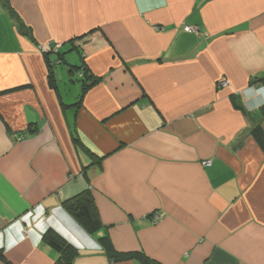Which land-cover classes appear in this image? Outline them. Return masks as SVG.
Wrapping results in <instances>:
<instances>
[{
  "label": "crops",
  "instance_id": "0c3cea01",
  "mask_svg": "<svg viewBox=\"0 0 264 264\" xmlns=\"http://www.w3.org/2000/svg\"><path fill=\"white\" fill-rule=\"evenodd\" d=\"M9 6L14 16L0 0V264H55L47 229L74 264H139L110 259L102 236L158 264H264V152L250 134L264 132V0ZM87 190L103 226L93 235L62 206Z\"/></svg>",
  "mask_w": 264,
  "mask_h": 264
},
{
  "label": "trees",
  "instance_id": "16d2710c",
  "mask_svg": "<svg viewBox=\"0 0 264 264\" xmlns=\"http://www.w3.org/2000/svg\"><path fill=\"white\" fill-rule=\"evenodd\" d=\"M2 3L5 9H7L12 16H14L12 9L9 6V0H2ZM19 27L22 33L26 35L29 34L28 31L25 29V27H23L20 23H19ZM48 53L58 54V51L57 52L50 51ZM45 56L47 57L48 54L46 53ZM49 63H48V68L49 70H51L54 64H51L52 65L51 66L49 65ZM56 63L61 64L62 61L58 60ZM77 73L79 76L78 77L79 81H82L84 84L83 85V90H84L87 83V80H85L86 74L83 72L81 73L80 71H78ZM48 84L51 87H55V82L51 72L49 73ZM81 101H82V95L79 96L78 102L75 106H78ZM62 107H64V105H62ZM262 110L264 111V108ZM250 134L252 138L255 140V142L258 144L260 149L264 152V132L261 126L260 125L255 126L250 131ZM73 139L77 146H81L79 140L76 139V137ZM91 157L93 159L95 158L93 155H91ZM62 206L64 210L71 217L75 219V221L87 234L93 235L102 230L103 226L98 217L93 195L90 190L84 191L81 194L67 201H64L62 203ZM42 242L57 254L58 258L55 264H74L73 260L75 257V249L71 245H69L61 236H59L54 230L47 229L42 235ZM98 243L99 246L103 249V251L107 254V256H109V258L114 261H127L134 259L139 264H158L156 261L146 257L141 252H126V253L117 252L107 236H102L101 238H99ZM0 257H1V252H0Z\"/></svg>",
  "mask_w": 264,
  "mask_h": 264
},
{
  "label": "built area",
  "instance_id": "2783aa9c",
  "mask_svg": "<svg viewBox=\"0 0 264 264\" xmlns=\"http://www.w3.org/2000/svg\"><path fill=\"white\" fill-rule=\"evenodd\" d=\"M195 29H191L189 27H184V31L187 32V33H191L193 32ZM52 48V49H51ZM59 49V45L58 44H55L53 46L49 45V46H46L45 49L44 48H41L42 52H50V51H53V52H57ZM227 86V82L226 81H219L217 83V87L218 88H225ZM251 90H254V92L256 93H259L262 89H258L256 87H251ZM204 166H209L210 165V162H204L203 163ZM153 220L154 221H158L160 220V215H157L155 214L153 216Z\"/></svg>",
  "mask_w": 264,
  "mask_h": 264
},
{
  "label": "rangeland",
  "instance_id": "374dc122",
  "mask_svg": "<svg viewBox=\"0 0 264 264\" xmlns=\"http://www.w3.org/2000/svg\"><path fill=\"white\" fill-rule=\"evenodd\" d=\"M78 81H79V80L76 78V79L74 80V82H73V85L76 84V85L78 86L79 90H80V86H79ZM205 162H210V161H205ZM160 218H161V215H160Z\"/></svg>",
  "mask_w": 264,
  "mask_h": 264
},
{
  "label": "bare ground",
  "instance_id": "6f19581e",
  "mask_svg": "<svg viewBox=\"0 0 264 264\" xmlns=\"http://www.w3.org/2000/svg\"><path fill=\"white\" fill-rule=\"evenodd\" d=\"M42 53V52H41Z\"/></svg>",
  "mask_w": 264,
  "mask_h": 264
}]
</instances>
